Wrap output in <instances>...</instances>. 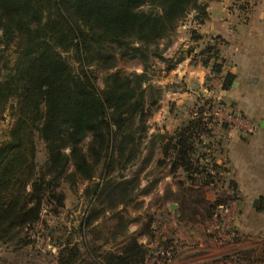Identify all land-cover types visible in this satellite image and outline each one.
<instances>
[{
    "label": "trees",
    "instance_id": "trees-1",
    "mask_svg": "<svg viewBox=\"0 0 264 264\" xmlns=\"http://www.w3.org/2000/svg\"><path fill=\"white\" fill-rule=\"evenodd\" d=\"M208 7L201 0H0V54L10 48L15 53L0 79V108L14 110L16 119L0 144V249L14 241L27 246L43 211L64 207L67 185L87 183L85 224L132 204L142 192L140 179L123 174L145 150L144 169L161 149L175 171L192 175V185L220 181L213 152L221 141L206 110L192 111L170 137L149 136L147 121L159 99H147L157 90L146 68L141 74L116 70L120 59L146 61L148 47L157 49L192 13L204 24ZM204 53V65L213 59V71L221 73L218 48ZM98 71L106 73L102 88ZM230 79L228 74L225 83ZM37 141L46 150L42 164ZM227 189L237 193L235 183ZM128 224L122 221L108 239L124 237L122 247L106 251L85 233L82 246L60 250L59 264H143L149 250L127 235Z\"/></svg>",
    "mask_w": 264,
    "mask_h": 264
},
{
    "label": "rangeland",
    "instance_id": "rangeland-1",
    "mask_svg": "<svg viewBox=\"0 0 264 264\" xmlns=\"http://www.w3.org/2000/svg\"><path fill=\"white\" fill-rule=\"evenodd\" d=\"M221 1L225 5L227 3L226 10L246 16L252 13L258 0H201L202 3H209L210 7ZM220 7L224 8V5ZM214 10L217 13L218 7ZM196 16V13L189 15L169 39L160 42L157 49L155 45H150L148 48L152 53L144 63L120 59L116 70L141 74L146 68L150 83L157 90L153 100V94L147 99L148 103L159 99L147 121L149 136L161 134L170 137L191 118L192 111L206 110L213 124V135L221 141L213 152L220 167V181L192 185V175L182 168L175 171L161 149L144 169L145 150L142 160L129 165L123 174L125 179L134 176L140 179L142 192L135 194L137 198L132 204L108 211L99 220L92 221V225L85 224L89 202L84 195L87 183L75 189L67 185L64 187V207L53 206L43 211L40 225L30 233L31 241L27 246L16 241L3 246L0 249V264H59L60 250L73 245L82 246L85 233L93 244L106 251L116 250L124 245V237L110 243L108 239L122 221H129L127 235L136 237L139 244H144L149 250V264H167L163 259L158 263L150 255L155 248L162 252L173 249L171 264H193L195 261H202L200 264H264V189L253 188L251 158L249 162L236 159V155L234 158L237 136L233 133L243 125L247 127L249 120L246 113L237 110L239 104L234 98L221 93L219 76L213 74L206 77L205 83L190 88L183 105L177 104L173 97L172 91L180 86L175 83L176 77L185 71L179 68L181 63L178 61L193 48V40L201 28ZM207 37L206 46L212 40V36ZM206 46L202 47L205 49ZM201 51L196 48L193 52L191 66L195 70L201 64L204 66L207 58V54ZM14 55L13 48L0 54V79L12 66ZM214 62L210 60L211 64ZM172 66L175 67L170 69ZM105 75L102 71L96 73L100 88ZM182 86L187 87L184 83ZM14 114V110L3 111L0 108V144L6 140L16 121ZM246 134L249 135L248 129ZM90 142L91 135L88 134L80 144L81 149L88 150ZM36 152L37 162L44 163L46 150L41 141L36 143ZM162 161L165 164L161 165ZM156 179H160L159 184L151 187V181ZM231 183L236 184L235 194L227 191ZM231 202L234 207L230 209V215L222 216L220 206ZM216 204L221 205L214 208ZM117 214L118 217L115 216ZM231 217L234 218L232 225L228 224ZM83 250L86 251L84 247Z\"/></svg>",
    "mask_w": 264,
    "mask_h": 264
},
{
    "label": "crops",
    "instance_id": "crops-1",
    "mask_svg": "<svg viewBox=\"0 0 264 264\" xmlns=\"http://www.w3.org/2000/svg\"><path fill=\"white\" fill-rule=\"evenodd\" d=\"M220 5H224V8ZM226 5L221 1L208 7L209 17L204 24L198 26L201 28L196 33L199 35L193 40V48L188 51L181 64L179 63V68L185 69L184 74L176 77L175 83L180 86L172 92L177 104L183 105L192 86L205 83L204 80L209 74L219 76L221 93L234 98L237 105L239 104L237 110L246 113L249 120L247 127L243 125V128L233 133L237 136L234 158L236 155V159L241 158L245 162H249L251 158L253 188L260 190L264 189V0H258L252 13L246 16L226 10ZM217 7L216 13L214 8ZM207 36H212V40L206 46L209 40ZM202 44L206 48H218L221 73L214 72L211 63L209 66L199 65L198 70L191 66L196 48H200L201 53L205 54L206 48ZM228 74L231 79L226 84ZM183 83L186 88L182 86ZM179 110L181 112L180 108ZM249 128L253 132L247 135L246 129Z\"/></svg>",
    "mask_w": 264,
    "mask_h": 264
},
{
    "label": "built area",
    "instance_id": "built-area-1",
    "mask_svg": "<svg viewBox=\"0 0 264 264\" xmlns=\"http://www.w3.org/2000/svg\"><path fill=\"white\" fill-rule=\"evenodd\" d=\"M221 113V112H220ZM197 113H195V115H196ZM204 116H205V118L207 119L208 117H210V115L208 114V113H205L204 114ZM217 116H219L218 114H217ZM212 126V125H211ZM249 130V133H252L253 132V129H248ZM235 201V200H234ZM234 207V204L231 202V203H229V204H225V205H222V206H220V212H221V214H222V216L224 215V214H226L227 216H229L230 215V213H229V211H230V209H232ZM233 221H234V218H230L229 220H228V224H231L232 225V223H233ZM227 224V223H226ZM171 251H173V249L171 250H165L164 252H162L161 250H159L158 248H155V250H154V252H152L150 255L151 256H153L154 258H155V261H157L158 263H159V260L160 259H163L167 264H171V262H172V252ZM200 263H202V261H195L193 264H200ZM143 264H149V260L146 258V260H145V262L143 263ZM181 264H183V263H181Z\"/></svg>",
    "mask_w": 264,
    "mask_h": 264
},
{
    "label": "water",
    "instance_id": "water-1",
    "mask_svg": "<svg viewBox=\"0 0 264 264\" xmlns=\"http://www.w3.org/2000/svg\"><path fill=\"white\" fill-rule=\"evenodd\" d=\"M264 125V124H263Z\"/></svg>",
    "mask_w": 264,
    "mask_h": 264
}]
</instances>
